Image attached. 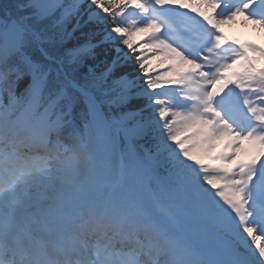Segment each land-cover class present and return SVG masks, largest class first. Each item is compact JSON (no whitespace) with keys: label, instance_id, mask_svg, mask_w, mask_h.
Instances as JSON below:
<instances>
[{"label":"snow or ice","instance_id":"snow-or-ice-1","mask_svg":"<svg viewBox=\"0 0 264 264\" xmlns=\"http://www.w3.org/2000/svg\"><path fill=\"white\" fill-rule=\"evenodd\" d=\"M238 18L264 34V0L0 3V264H264Z\"/></svg>","mask_w":264,"mask_h":264},{"label":"rangeland","instance_id":"rangeland-1","mask_svg":"<svg viewBox=\"0 0 264 264\" xmlns=\"http://www.w3.org/2000/svg\"><path fill=\"white\" fill-rule=\"evenodd\" d=\"M236 25V24H240V25H236L235 27L237 28V32L239 33V35H245V36H249V32L248 31H246L243 27H242V25L243 26H245V24H244V22L240 19V18H238V20L236 21V22H233V23H231V24H228V25H224L223 27H229V26H231V25ZM233 27V26H232ZM234 27V28H235ZM248 28H252L253 29V26H251V25H248L247 26ZM236 31V30H235ZM247 32V33H246ZM257 32V35H258V37L257 38H259V39H261V40H263L264 41V34H261V33H259L258 31H256ZM137 39H139V38H137Z\"/></svg>","mask_w":264,"mask_h":264},{"label":"bare ground","instance_id":"bare-ground-1","mask_svg":"<svg viewBox=\"0 0 264 264\" xmlns=\"http://www.w3.org/2000/svg\"><path fill=\"white\" fill-rule=\"evenodd\" d=\"M236 25H240V24H236ZM236 25H231V26H229V27H225L226 28V30L228 31V32H230L231 33V31H234L231 27L233 26V27H235ZM242 27L246 30V31H248L249 32V36H253V37H258V35H257V32L254 30V29H252V28H248L247 26H243L242 25ZM235 30L237 31V28L235 27ZM247 33V32H246ZM233 34H235V31L233 32Z\"/></svg>","mask_w":264,"mask_h":264},{"label":"trees","instance_id":"trees-1","mask_svg":"<svg viewBox=\"0 0 264 264\" xmlns=\"http://www.w3.org/2000/svg\"><path fill=\"white\" fill-rule=\"evenodd\" d=\"M5 2V0H0V3H4Z\"/></svg>","mask_w":264,"mask_h":264}]
</instances>
